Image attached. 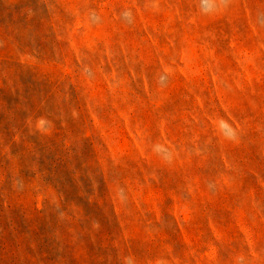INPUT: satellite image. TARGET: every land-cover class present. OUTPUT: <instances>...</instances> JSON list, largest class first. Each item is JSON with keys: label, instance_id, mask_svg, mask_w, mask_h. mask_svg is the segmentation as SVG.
<instances>
[{"label": "rangeland", "instance_id": "1", "mask_svg": "<svg viewBox=\"0 0 264 264\" xmlns=\"http://www.w3.org/2000/svg\"><path fill=\"white\" fill-rule=\"evenodd\" d=\"M0 264H264V0H0Z\"/></svg>", "mask_w": 264, "mask_h": 264}]
</instances>
